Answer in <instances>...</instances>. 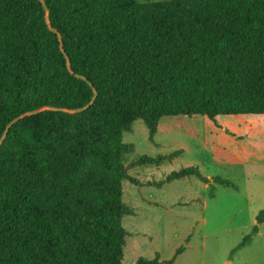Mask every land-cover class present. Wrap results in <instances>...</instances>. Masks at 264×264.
I'll return each mask as SVG.
<instances>
[{"label": "trees", "instance_id": "trees-1", "mask_svg": "<svg viewBox=\"0 0 264 264\" xmlns=\"http://www.w3.org/2000/svg\"><path fill=\"white\" fill-rule=\"evenodd\" d=\"M164 117L264 121V0H0V264H123V136Z\"/></svg>", "mask_w": 264, "mask_h": 264}, {"label": "rangeland", "instance_id": "rangeland-1", "mask_svg": "<svg viewBox=\"0 0 264 264\" xmlns=\"http://www.w3.org/2000/svg\"><path fill=\"white\" fill-rule=\"evenodd\" d=\"M221 123L236 135L202 117H164L154 135L138 120L124 133L130 179L123 182V264L156 254L160 264H264V224L249 245L233 252L264 213V121L223 117ZM183 170L196 172L175 177Z\"/></svg>", "mask_w": 264, "mask_h": 264}, {"label": "water", "instance_id": "water-1", "mask_svg": "<svg viewBox=\"0 0 264 264\" xmlns=\"http://www.w3.org/2000/svg\"><path fill=\"white\" fill-rule=\"evenodd\" d=\"M223 264H232V262L228 260V261H225Z\"/></svg>", "mask_w": 264, "mask_h": 264}, {"label": "crops", "instance_id": "crops-1", "mask_svg": "<svg viewBox=\"0 0 264 264\" xmlns=\"http://www.w3.org/2000/svg\"><path fill=\"white\" fill-rule=\"evenodd\" d=\"M264 224V223H263ZM262 225V224H261ZM259 231H260V229H259Z\"/></svg>", "mask_w": 264, "mask_h": 264}]
</instances>
